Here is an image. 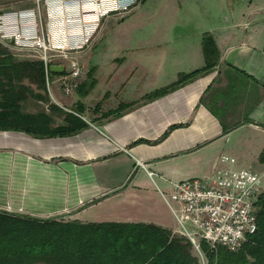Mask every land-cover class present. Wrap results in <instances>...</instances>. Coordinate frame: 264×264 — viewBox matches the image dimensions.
Segmentation results:
<instances>
[{"label":"crops","instance_id":"0c3cea01","mask_svg":"<svg viewBox=\"0 0 264 264\" xmlns=\"http://www.w3.org/2000/svg\"><path fill=\"white\" fill-rule=\"evenodd\" d=\"M143 2L150 32L112 33L104 19L105 31L82 53L84 73L70 94L62 93L60 73L51 72L52 87L49 80L41 87L13 82L25 88L19 113L45 133L0 129L1 212L153 224L172 234L175 183L209 181L220 169L250 170L264 179L258 160L264 151V0ZM33 8L36 0H0V14ZM41 15L45 21L43 8ZM206 35L218 51L213 66L147 99L205 67ZM101 43L109 48L95 50ZM0 44L14 60L23 52ZM70 116L85 126L51 134L68 126ZM222 155L235 162L221 163Z\"/></svg>","mask_w":264,"mask_h":264},{"label":"trees","instance_id":"16d2710c","mask_svg":"<svg viewBox=\"0 0 264 264\" xmlns=\"http://www.w3.org/2000/svg\"><path fill=\"white\" fill-rule=\"evenodd\" d=\"M205 67L182 74L178 81L145 97L160 96L175 85L210 69L218 55L213 38H203ZM28 79L44 85L41 61H16L0 51V129L45 133L29 124L19 113L18 101L24 87L13 82ZM18 117H20L18 119ZM68 126L58 127L53 135L74 133L85 126L74 116ZM48 133V132H47ZM264 163V151L258 158ZM257 229L242 247L231 252L224 247L210 249L201 244L206 264H264V192L258 198ZM191 244L153 224L88 223L36 219L0 211V264H200L192 255Z\"/></svg>","mask_w":264,"mask_h":264},{"label":"built area","instance_id":"2783aa9c","mask_svg":"<svg viewBox=\"0 0 264 264\" xmlns=\"http://www.w3.org/2000/svg\"><path fill=\"white\" fill-rule=\"evenodd\" d=\"M140 1L36 0V8L0 14V42L37 55L46 81L50 65L63 66L57 81L68 95L84 73L78 58L92 45L101 22L109 16H127ZM219 161L232 164L235 159L222 155ZM262 192L260 176L245 169H220L209 181H179L169 195L179 205L172 235L185 239L199 254L202 243L210 249L236 252L257 229Z\"/></svg>","mask_w":264,"mask_h":264},{"label":"rangeland","instance_id":"374dc122","mask_svg":"<svg viewBox=\"0 0 264 264\" xmlns=\"http://www.w3.org/2000/svg\"><path fill=\"white\" fill-rule=\"evenodd\" d=\"M143 1V0H142ZM140 1V2H142ZM138 4L137 8H135V12H133V18H129L127 20V16H124L123 18H120L118 16H109V20L110 22L106 25L107 29L109 28V30L112 33H120V32H134L136 34H144L146 32H150V25L145 21V16L147 14V12H145V6H144V2ZM149 4V3H148ZM131 13V12H130ZM129 13V14H130ZM128 14V15H129ZM114 18L110 19V18ZM101 26L99 28V33H102L104 30V22H101ZM4 44V43H3ZM1 45V44H0ZM2 48H5L4 46L1 45ZM103 48H109L107 46H105L103 43L96 45L95 50H100ZM112 48V46L110 47ZM18 54V53H17ZM82 56V55H81ZM81 56H79V60L81 59ZM28 57V58H26ZM15 60H21V61H40L39 58L37 57V55H33L31 52H22L21 54L19 53L18 56H14ZM81 61V60H80ZM88 64H94V60H88L87 61ZM65 64V63H64ZM45 78V77H44ZM53 82L54 81V76H50L49 78V84L52 87L53 86ZM261 189L264 190V179L261 180ZM192 255H194L195 257H197L198 261L200 264H206V258L203 254V252H201V254L195 252L194 250H191Z\"/></svg>","mask_w":264,"mask_h":264},{"label":"water","instance_id":"95a60500","mask_svg":"<svg viewBox=\"0 0 264 264\" xmlns=\"http://www.w3.org/2000/svg\"><path fill=\"white\" fill-rule=\"evenodd\" d=\"M49 69H50L51 72L61 73L63 71L64 67L60 66V65H50Z\"/></svg>","mask_w":264,"mask_h":264}]
</instances>
